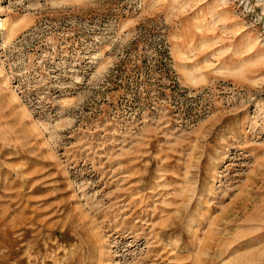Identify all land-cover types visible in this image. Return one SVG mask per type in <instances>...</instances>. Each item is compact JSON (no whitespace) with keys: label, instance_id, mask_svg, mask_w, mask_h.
<instances>
[{"label":"rangeland","instance_id":"rangeland-1","mask_svg":"<svg viewBox=\"0 0 264 264\" xmlns=\"http://www.w3.org/2000/svg\"><path fill=\"white\" fill-rule=\"evenodd\" d=\"M0 264H264V0H0Z\"/></svg>","mask_w":264,"mask_h":264}]
</instances>
